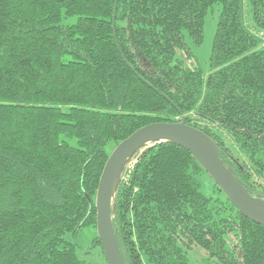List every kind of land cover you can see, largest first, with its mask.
<instances>
[{"label": "trees", "instance_id": "1", "mask_svg": "<svg viewBox=\"0 0 264 264\" xmlns=\"http://www.w3.org/2000/svg\"><path fill=\"white\" fill-rule=\"evenodd\" d=\"M214 4L204 72L186 60ZM182 116L264 198V0H0V264H88L66 236L95 227L106 145ZM201 173L172 141L133 154L112 201L126 263L189 264L194 246L264 264V225Z\"/></svg>", "mask_w": 264, "mask_h": 264}, {"label": "water", "instance_id": "2", "mask_svg": "<svg viewBox=\"0 0 264 264\" xmlns=\"http://www.w3.org/2000/svg\"><path fill=\"white\" fill-rule=\"evenodd\" d=\"M160 141H172L188 150L242 215L264 225V198L249 193L220 159L219 149L208 135L187 125L183 116L178 122H153L120 141L99 176L94 200L95 227L107 264H129L122 257L112 225V201L124 164L138 148Z\"/></svg>", "mask_w": 264, "mask_h": 264}, {"label": "rangeland", "instance_id": "3", "mask_svg": "<svg viewBox=\"0 0 264 264\" xmlns=\"http://www.w3.org/2000/svg\"><path fill=\"white\" fill-rule=\"evenodd\" d=\"M219 12V4H214L208 11L204 19L203 40L198 46L190 44L194 58L192 60H186L187 65H197L204 72L208 70V61ZM147 145L148 143L138 148V151L143 150ZM113 148V142H109L106 145L107 153H110ZM133 154L126 160L124 167L127 166L129 162H132ZM198 181L200 184L199 189L205 196L220 200L225 198V194L215 187L213 180L207 173H201L198 176ZM96 236V227L89 224L81 227L74 237L67 235L66 238L69 240L71 239L76 244V252L80 259L88 264H107L101 245L94 241ZM187 257L189 264H218L215 258L208 257L204 250L194 246L187 250Z\"/></svg>", "mask_w": 264, "mask_h": 264}]
</instances>
